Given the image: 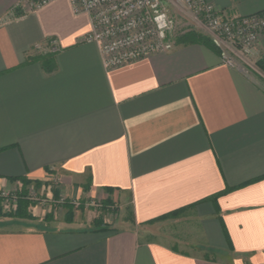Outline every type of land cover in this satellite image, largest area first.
Masks as SVG:
<instances>
[{"label":"crops","instance_id":"obj_1","mask_svg":"<svg viewBox=\"0 0 264 264\" xmlns=\"http://www.w3.org/2000/svg\"><path fill=\"white\" fill-rule=\"evenodd\" d=\"M206 1L264 12V0ZM20 2L0 0V193L25 180L53 200L31 221L0 217V264H264L258 72L190 42L108 70L87 14ZM52 41L58 52L35 51ZM106 201L117 220L98 226Z\"/></svg>","mask_w":264,"mask_h":264},{"label":"built area","instance_id":"obj_2","mask_svg":"<svg viewBox=\"0 0 264 264\" xmlns=\"http://www.w3.org/2000/svg\"><path fill=\"white\" fill-rule=\"evenodd\" d=\"M55 0H21L19 4L39 10ZM75 15L87 14L92 29L85 42L100 47L103 64L109 69L140 62L175 47L169 38L173 19L168 10H182L197 29L205 31L229 67L250 65L257 44L264 36V12L232 16L219 12L206 0H68ZM36 52L56 53L55 41L35 46Z\"/></svg>","mask_w":264,"mask_h":264},{"label":"rangeland","instance_id":"obj_3","mask_svg":"<svg viewBox=\"0 0 264 264\" xmlns=\"http://www.w3.org/2000/svg\"><path fill=\"white\" fill-rule=\"evenodd\" d=\"M168 10H170L174 23L168 36L171 40L175 41V45H177L179 42H190L188 38L190 34L202 35L210 38V36L206 34L205 31L197 29L191 22L192 20L182 10L175 6H171ZM248 62L255 69V71L258 72V76H260L259 83L264 86V74L261 71H258L256 66L251 63V57L248 59ZM23 190H26L28 194L27 196H29V198L32 200L31 202L33 204V207H35V204L37 203L39 205L46 206L53 200V195H51L52 189H39L38 185L30 186V183L27 186L16 183L15 188L12 191L7 193H0V217L17 219L14 216L11 217L10 214H15V212L17 211L14 198H17L16 195L23 192ZM81 202H78V204L72 206L80 208L82 206ZM92 210L96 211V214L99 213L101 218L104 217L111 219L110 215H113L114 217L112 218L114 219V221L117 220L116 217L118 216V208L114 203L110 201H106L103 204H98L97 207H92Z\"/></svg>","mask_w":264,"mask_h":264},{"label":"trees","instance_id":"obj_4","mask_svg":"<svg viewBox=\"0 0 264 264\" xmlns=\"http://www.w3.org/2000/svg\"><path fill=\"white\" fill-rule=\"evenodd\" d=\"M190 43H199V44H203L205 45V47L210 48L211 50L215 51L217 54L220 55V52L218 50L217 47H215L214 43L212 42L211 38L209 37H205L202 35H195V34H190L188 36ZM49 54H45L43 56H39L40 58L35 57L33 58V61H42L43 59L46 58V56ZM256 67L258 71H261L264 74V60H259L256 62ZM22 185L27 186L29 185L28 181L22 180ZM27 192L26 190H23V192L17 194V198H14L15 200V205H16V209L17 211L15 212V214H10V216H14L17 219H29L31 221L32 216H30V214L28 213V208L33 206L32 204V200L29 198V196H27ZM1 199V197H0ZM181 211L175 212L172 215H169L168 217H175L178 216V214H180ZM166 217L160 218L159 220H163L166 219ZM103 222L102 218H99L98 221L96 222V225H100ZM104 225V224H103Z\"/></svg>","mask_w":264,"mask_h":264}]
</instances>
